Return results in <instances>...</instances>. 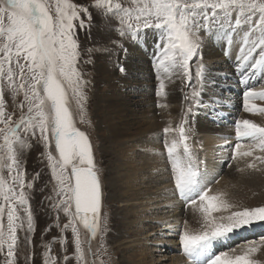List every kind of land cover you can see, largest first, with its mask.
Masks as SVG:
<instances>
[{
    "label": "snow or ice",
    "instance_id": "6c2138e0",
    "mask_svg": "<svg viewBox=\"0 0 264 264\" xmlns=\"http://www.w3.org/2000/svg\"><path fill=\"white\" fill-rule=\"evenodd\" d=\"M91 7L118 23L120 37L135 41L142 32L155 30L156 96L166 97V82L181 80L191 89L184 96L189 103L185 117L204 106L205 37L224 43L226 56L237 49L235 70L244 88L243 111L264 113V105L257 104L264 102V84L256 87V82L264 80V0H93ZM91 23L89 7L73 0H0V255L4 264H17L18 233L34 232L28 190L33 189L35 178L27 179L18 155L30 147L29 139L43 142L57 197L52 207L67 217L61 231L71 229L74 252L64 255L62 264L72 258L76 264H88L86 257L96 255L91 241L104 231L102 219L106 220L102 184L90 139L76 126L73 113L75 104L83 114L87 84L78 67L82 56L77 29H88ZM5 91L20 110L16 119L5 110ZM20 96L22 100L17 102ZM188 123L183 118L175 127L169 124L162 130L174 195L186 206L195 207L199 202V229H192L185 220L177 233L184 255L190 264H259L252 258L261 247L255 243L239 253L235 249L213 252L214 242L264 222V206L232 210L235 206L222 193L209 194L200 170L203 162L188 143ZM234 130L232 159L252 157L247 164L250 169H256L257 162L264 164V155H255L264 153V126L235 119ZM220 212L228 214L213 215ZM81 227L87 239L82 237ZM27 240L31 244L30 236ZM55 242L53 237L44 245L43 264H58L51 254ZM59 243L67 251L66 238L61 237Z\"/></svg>",
    "mask_w": 264,
    "mask_h": 264
},
{
    "label": "rangeland",
    "instance_id": "374dc122",
    "mask_svg": "<svg viewBox=\"0 0 264 264\" xmlns=\"http://www.w3.org/2000/svg\"><path fill=\"white\" fill-rule=\"evenodd\" d=\"M73 2L84 7H89L92 14L91 27L84 30L77 29L82 56L78 67L87 84L84 88V100L82 102L83 114L81 116L80 110L75 104H73V113L76 120V126L88 135L92 144L94 159L100 172L102 184V214L103 216H106V220L102 219V224L105 225L104 231L98 235L96 239L91 241V247L96 255L86 257L88 264H132V262L129 263V260L133 261L135 259L134 256H131L136 255L135 250H131L128 253L122 252L123 245H121V243L123 241L127 242L135 240L136 238H141L136 236L135 232H139L142 229V225L144 227L156 226L157 224L153 223L156 222L155 219H161L164 216L168 217L174 208H176L175 205L177 203H179L177 209H181L182 211V215L178 218L179 227H177V231L174 233V231L168 230L165 235L159 231L156 238L158 241L162 242H155L154 245L148 246L150 250L141 244H139L136 249L141 254L145 253L144 256L148 259H152L154 264H169L172 259H177L176 264L188 263L189 260L180 247L177 233L183 228L185 220L188 221L192 229H199L201 215L198 211L199 202H197L195 207L191 205L186 206L184 201H182L178 195H174V185L171 182L170 177V165L167 162L166 153H164L163 150L164 137L162 130L169 124L175 127V125L183 118H186L189 121L187 125L189 128L188 143L198 159L203 162L200 164L201 172L202 165L204 170L212 168L213 164H209V166L207 165L209 161L216 160L215 156L218 152H213V150H216V145L220 144L219 137H215L217 133H214L211 125L205 120H202L200 114L198 115L200 108L194 110L193 114L185 117L189 103L185 101L184 96L186 93H190L191 89L185 88L181 80H178L177 84V87H179L176 91L179 101L177 102L178 104H175L176 109L174 111L167 112L164 108L166 106L156 103L155 97L157 86L154 85L153 82L157 79L152 63L153 59L150 56L152 53V47L150 44L157 36L155 30L150 29L146 32H142L140 39L135 41L131 38L120 37L116 30L118 28V23L114 19H110L100 14L98 10L91 7L93 0H73ZM125 6H128L127 3ZM142 36H145V38ZM206 39L209 38L205 37L202 48L203 63L206 65V71H209V74L211 75L216 72L215 70L221 71V68L224 67L223 62H230L231 67L235 69V55L237 49L232 48L231 55L225 56L223 53L220 54V49H218L217 44H213V42H205ZM214 42L218 41L214 40ZM126 48L130 49L133 54L132 56L134 57L132 60L133 68L135 70L134 73H140L141 79L136 78V81L131 82L134 86L136 96H130L126 91L123 92V96L128 98H126V100L129 103V109L132 108L135 110V112H132L135 118L140 117L141 119V117H145V114H148L149 116L144 120L146 121V133L135 136L134 138L136 140H134V142L123 143L118 147H114V144L111 143V139L108 136V130L101 120L106 109L104 106H100L97 97H99L100 93H107L105 92L107 91L106 85L103 83V73L105 74L106 71H114V68L117 67V64L114 62H118L119 56L117 55V52H120V56L123 57L125 56L124 52ZM146 53L150 54L147 58L144 55ZM206 55H209L208 59L206 58ZM220 65L222 67H220ZM144 67L147 68L145 69L146 72H152V80H150L149 76V80H143L147 76L145 73L141 72ZM193 68H195V64L193 65ZM117 70L119 71L120 68L118 67ZM111 73L110 80L114 83L119 74L117 71ZM221 74H225V72ZM253 79L254 80L249 81L250 84L256 80L255 77ZM261 84H264V80L256 82V87L259 88ZM164 98L161 97L162 100ZM19 100H22V96L17 98V102ZM5 101L6 112L12 114L14 119L18 118L20 110L15 107V103L7 91H5ZM137 101L139 103H137ZM134 102L141 104V106H138ZM257 104L264 105V102L257 101ZM153 106L155 107L154 110L152 109ZM239 114L240 113H238V115ZM202 116L209 117L208 114H202ZM249 116H251L253 120H256L257 122H255L257 124L264 126V113H253V115H248L243 118L249 119ZM224 118H230V114L223 113L216 119V121L214 118L209 119L211 122H215L212 124H217L220 121H223ZM192 123L196 126V129H198V133L192 130ZM203 124L206 126L204 131L201 129V126H204ZM143 127L144 126H142V128ZM207 130H212V132L210 135L208 134V136H205ZM210 136L212 137V141L210 140ZM203 141L205 143H203ZM28 143L30 144V147L20 151L18 155L21 165L27 173V179L33 181V178H35L33 189L28 190L34 218V232L26 233V231H21L18 233V246L16 251L17 264H43V253L46 250L44 245L52 242L53 237H56V242L51 243V254L57 257L58 264H62L63 256H71L74 252L71 229H68L66 232L61 231L63 224L67 222V217L62 211L57 212L52 207V204L57 197L53 192L54 182L51 180V172L47 167V159L43 155V142L38 141L37 139H29ZM231 143V146L228 145L221 148V150L230 151L228 159L225 160L223 164L221 163L222 166L219 165L218 168H220V170L216 177H214L213 174L209 175L208 183L204 186L210 189V195L222 193L223 199L235 206L232 210L244 207L264 206V164H259L257 162V168L250 169L247 167V164L253 161L252 157H238L233 160L231 153L232 147L236 143V139L234 138ZM244 143L249 142L244 141ZM127 146H129V148ZM146 150L149 152V156L157 162V171H160L157 174V171L155 172L153 170L152 175L156 178H158V176L166 177L168 181L165 189H153V192L155 195L160 192L161 194H159V197L161 198V203H167V206H170V208H163L165 212L167 211V213L164 214L161 210L144 212V215L150 218L146 221H144L146 219L143 218L144 215H138L135 219H128L127 224L132 226L128 227L125 232L121 233L123 237H118L117 234L120 231V229H118V223L123 219H121L122 214H120L121 211L119 209L121 204L117 201L116 197H122L121 195L127 190L126 184L118 180V174H125L122 170L123 167L121 166L122 161L120 158H124L125 155H128L127 152H130L133 155L136 153L142 155ZM255 155H264V153L257 151ZM129 157L131 159V156ZM37 173L39 174L38 177ZM3 174L7 177L6 171ZM142 174L149 176V172H142ZM221 182L224 183V185L219 186ZM162 187L163 186L161 185L160 188ZM48 197H52V200H49ZM227 214V212L213 213V215L216 216ZM57 223H59L60 227H57ZM133 223L136 225H133ZM124 230L125 229H123V231ZM81 233L83 238H88L86 230L82 227ZM28 236L31 237V244L28 243ZM61 237L66 238L67 243L65 247L67 251L60 246L59 240ZM253 243L261 245V247L257 253L253 254L252 258L258 261L259 264H264V222H255L249 226L237 229L231 233L227 239L214 242L213 252L219 254L224 251L231 252L235 249L237 253H239L241 249ZM101 245H103V247H101ZM85 249H87V245H85ZM0 264H4V257L2 255H0ZM68 264H76L75 259L72 258Z\"/></svg>",
    "mask_w": 264,
    "mask_h": 264
},
{
    "label": "bare ground",
    "instance_id": "6f19581e",
    "mask_svg": "<svg viewBox=\"0 0 264 264\" xmlns=\"http://www.w3.org/2000/svg\"><path fill=\"white\" fill-rule=\"evenodd\" d=\"M142 37L145 38V36H142ZM156 39H157V36L153 39V41L150 44V46L152 47L151 55L149 53L144 54L146 58L148 57V55H150L151 58L153 59V53L155 50L154 41ZM205 42H211V43L213 42V44H217L218 49H220V54L223 53L225 55L224 43L214 42V39H211V38L206 39ZM124 53H125V56L122 57L120 56L121 53L117 52V55L119 56H118V62H114L117 64L116 68L113 67L114 71H106L105 74L103 73L104 75L103 83L106 85L107 91L105 92L107 93L105 94L100 93L99 97H97V100L100 103V106H104V108L106 109V112L103 111L105 112V114L103 115L101 120H102V123L105 124L108 130V136L111 139V143L114 144V147H118L119 145L123 143L134 142V140H136L134 138L135 136H137L138 134L143 135L144 133H146V130H145L146 121L144 120L145 118H148L149 116L148 114L147 115L145 114L144 115L145 117H141V119L140 117L135 118L132 114V112H135V110L132 108L129 109V106H128L129 103L126 100L127 97L123 96L124 95L123 92L125 91L130 96L135 95L134 86L132 85L131 82L136 81V78L141 79L140 73H137V74L134 73L135 70L133 68V62H132L134 57L132 56L133 54L131 53L130 49L126 48ZM208 57L209 55H206L207 59ZM223 64H224V67L221 66L222 64L220 65V67H222L221 71L215 70L216 72L213 75L209 74V71H206L204 87H203V94L201 97L204 102V106H202L198 112V115L199 114L201 115V119L205 120L211 125L214 133H217L215 137H219V141H220V144H217L215 147L217 149L213 150V152H218L217 155L215 156L216 160L214 159L213 161H209L207 165L209 166V164H213L212 168L204 170L203 165H202L204 185L208 183L209 175L213 174L214 177L217 176L220 170V168H218L219 165H221V163L223 164V162H225V160L228 159V155L230 151L228 150L224 151V150H221V148L228 146V145L231 146L232 144L231 141L235 138V130H234L235 119H244L243 117L245 116L253 115V113H245L243 111L242 91L244 90V88L239 82L238 73L236 72L235 69L231 67L230 62H223ZM118 67L119 68L123 67L125 71L123 72H121L120 70L118 71L117 70ZM145 69L147 68L145 67L142 68V71L138 70L147 75L143 80L144 81L149 80L148 76L150 77V80H152V72L151 73L149 72L150 73L149 74L148 71L147 72L145 71ZM115 71H117L119 75L116 78V82L112 83V81L110 80V76L112 75L111 72H115ZM223 72H225V74H221ZM178 80L179 79H175L172 82H166V91L168 93L165 98L163 97L164 98L163 100L161 99V97H157V96L155 97L156 103L163 104L164 106H166L164 108L167 112L174 111L176 109L175 104L179 101V98L177 96V91H176L177 88L179 87V86L177 87ZM153 84L157 86L158 81L154 80ZM212 101H217L218 104L212 103ZM137 103L139 102L137 101ZM137 105L141 106V104H137ZM152 109L154 110L155 107L153 106ZM223 113L230 114V118H227V119L224 118L223 121H220L217 124H212L215 122H211L209 118H214L216 121V119L219 118ZM238 113L240 114L238 115ZM202 114H208L209 117L207 116L204 117L202 116ZM249 119L252 120L253 122L256 121V120H253L251 116H249ZM142 126L144 127L142 128ZM192 128H193L192 129L193 131L198 133V129H196V126L193 123H192ZM201 129L204 131L206 129V126L205 125L201 126ZM211 132L212 130H207L205 132L206 133L205 136H208V134L210 135ZM226 139L229 142L228 144H225ZM210 140L212 141L211 136H210ZM203 143L205 142L203 141ZM129 146L127 147L129 148ZM209 149H210V145H209ZM127 153L129 156H131V159L128 155L124 156L125 159L123 157L120 158V160L122 161L121 163V166L123 167L122 170L125 174H121V175L118 174V180L121 181L122 183H125L126 188H127L124 194L121 195L122 197H118V196L116 197L117 201L121 204L119 209L121 211L120 214H122L121 219H123L122 221L118 223V226H119L118 229H120V231L117 234L118 237H123L121 233L125 232L128 227L132 226L130 224H127L128 219H135L138 217V215L142 216L144 215V212H149L153 210H161L162 213L164 214V213H167V211L165 212L163 208L165 209L170 208V206H167L168 205L167 203H163V202L161 203V198L159 197L160 196L159 194H161L160 192L156 193V195L153 192V189H157V190L165 189L167 187L166 183L168 182L166 177L158 176V178H156L154 177V175H152L153 170L155 172L157 171V165H156L157 162L149 156L148 154L149 152L147 150L142 155L137 154V153L133 155L130 152H127ZM142 172H149L150 177L143 175ZM159 172L160 171H157V174ZM161 185L163 186L162 188H160ZM221 185H224V183L221 182L219 186ZM178 205L179 203L175 205L176 208H174V210L172 211L170 215H168V217L164 216L161 219H155L156 222H153V223L157 224L156 226L144 227L142 225V229L139 232L137 231L135 232V235L141 238H136L135 240H131L127 242L121 241L122 242L121 245H123L122 252L128 253L131 250H135L136 252L135 253L136 255H131V256H134L135 259L134 258H133L134 260L131 259L133 261L129 260V263L132 262V264L134 263L154 264L152 259H148L146 256H144L145 253L141 254L136 248L139 246V244H141L142 246H145L148 250H150L148 246L154 245L155 242H162V241H158L156 238L158 235L157 233L159 231H161L163 235L167 234L168 230L174 231V233L177 231V227H179L178 218L182 215L181 209H177ZM143 218H146L144 221H146L147 219H150L146 215H144ZM133 225H136V224L133 223ZM123 229L125 230L123 231ZM176 263H177V259L175 260L172 259L169 262V264H176ZM184 264H190V262L184 263Z\"/></svg>",
    "mask_w": 264,
    "mask_h": 264
}]
</instances>
